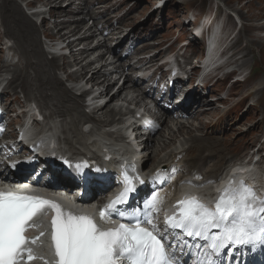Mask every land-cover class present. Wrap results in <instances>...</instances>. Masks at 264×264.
I'll return each mask as SVG.
<instances>
[{
    "label": "snow or ice",
    "instance_id": "1",
    "mask_svg": "<svg viewBox=\"0 0 264 264\" xmlns=\"http://www.w3.org/2000/svg\"><path fill=\"white\" fill-rule=\"evenodd\" d=\"M75 168L79 173L82 165L76 164ZM162 174L158 172L153 182ZM122 177L123 190L100 209L99 218L104 223L113 217L126 222L108 228L101 227L94 217L73 213L55 201L0 189V264L44 260L32 247L40 237H28L26 232L35 228L49 211L54 213L50 221L54 264H175L174 254L168 252L171 244L165 242L167 233L160 235L154 223V214L160 211L162 203L159 193L152 192L143 201L142 209H128L136 181H144L131 177L127 170ZM233 183L230 180L221 191L214 208L192 196L178 201V212L164 221L167 230L205 242L209 251L195 264H222L218 258L225 248L233 246L264 247V199L243 181L235 187ZM43 235L41 232L40 236ZM44 264L49 262L44 260Z\"/></svg>",
    "mask_w": 264,
    "mask_h": 264
},
{
    "label": "rangeland",
    "instance_id": "2",
    "mask_svg": "<svg viewBox=\"0 0 264 264\" xmlns=\"http://www.w3.org/2000/svg\"><path fill=\"white\" fill-rule=\"evenodd\" d=\"M20 1L22 0H0V48L3 38L13 41V49L17 53L19 66L12 70L15 76L11 89L6 93L5 102L7 111L13 112L15 107H18V99L15 98L16 102H12L11 98L12 94H15L16 90L20 88L28 98H40L41 106L44 102L49 101L51 103V108L52 106L60 108L61 106L57 103V97L51 96V93L46 91L45 83L49 78L48 81H50L51 87V77L57 78L55 69H63V67L67 69L69 65L68 61L59 59L50 62L43 56L40 39L43 33L49 35V33L52 32L48 24L34 26L27 20L20 7ZM27 1L31 0H26V2ZM155 1L156 0H136L135 6L143 8L138 12L133 11L134 13L127 16L125 20H123V18L127 9L131 6L134 8L135 2L133 1L130 4H125L122 7L116 6L114 12L109 15V24L113 25L114 19L120 18L119 25L122 26L123 33H129L135 28L131 36H136L140 39L139 45L136 48L151 50L153 52L154 49L156 50L158 48V43L168 45L171 42L177 43L176 40L190 42L192 39V35L189 31L191 26L189 22L191 15L196 16V18L200 17L199 20L196 19V24L202 19L207 23L212 18L221 19L223 25L222 32L227 31L229 36L232 37L229 43L232 44L233 50L237 52L236 56L239 58L237 65L242 70L249 71V77H253L246 80L244 83L233 85L232 88L230 85L231 83L224 86L223 83L217 82L214 88L211 89L212 91L210 90L211 93L207 94V98L209 95L215 94V98L219 97L222 99L228 92L230 94V99L226 103L222 102L224 107L223 105H218L217 107L213 106L212 109L209 110L213 112L207 114V118L205 117V119H202L201 122L208 123L209 128L214 129L209 132L208 145L206 147H200L199 151H196L194 154H205L210 145L217 144L225 151V162L239 163L243 160L247 161L251 154H255V152L257 154L258 152L259 154L253 159V163H260L264 159V89L261 87L262 83H264V33L259 32L262 30L264 31V0H182V4L174 2L169 3L163 11L153 13L152 17L149 18L150 6L153 5ZM104 2H106V6H108L113 2L121 4L123 0H101V3ZM108 2L110 3L108 4ZM191 6L192 9L188 10V7ZM44 10L47 11V8L44 7ZM44 17L46 18L45 15ZM237 19L240 21V27ZM45 21L46 20H44V22ZM144 37L146 41L142 42ZM27 42L28 50L24 51ZM191 46L197 51L199 43ZM189 54L190 52L187 51L186 55L188 56ZM251 62H253L252 65H250ZM4 63L5 59L0 50V67ZM251 68H257L260 71L258 74L253 75L251 74ZM28 70L31 71L28 72ZM6 71L9 70L0 69V79H4ZM40 74H42L41 76L44 82L38 80V75ZM87 77H89V74L84 75L82 78H74L72 79V84L69 86L61 84V87L75 101L72 107L73 110H75L73 127L70 125L68 126L77 130L79 129L78 131H81V128L85 127L88 123L85 121L82 116L83 112L80 110L84 108V102L82 101L84 94L78 97L74 96V90L81 89L82 85H79V82L87 79ZM221 85L223 86L221 91H213L215 87L220 88ZM86 92H89V90H86ZM108 92L109 91H107V93ZM218 94L221 95L217 96ZM202 95L205 96L206 93L203 92ZM243 97L246 100L241 108L237 106L234 109L235 113L227 111L234 103ZM222 114H226L229 119L226 122L225 133L220 132L218 135L215 131H217L216 127H219V123L216 121ZM81 118L84 120L82 121ZM86 118H88L87 115ZM221 121L222 119H220V122ZM178 122L179 121H173V123H169L168 126L175 134H177L176 127L179 124ZM214 122H216L215 127L213 125ZM13 123H21V120L19 117L14 119L12 114L10 125ZM201 124L203 125L204 123ZM192 129L186 133V137L188 134L193 133L204 135L201 129L196 132H192ZM181 140L182 137L175 140L174 148L178 147ZM155 143V149L157 151L162 149L163 144L168 147L166 148V152L161 154L169 152L167 150L171 144L168 136L156 139ZM251 145L255 148H250L249 146ZM260 146L261 149L255 151V149ZM208 154H213V152ZM212 163L213 162H210V164ZM249 163H251V159Z\"/></svg>",
    "mask_w": 264,
    "mask_h": 264
},
{
    "label": "bare ground",
    "instance_id": "3",
    "mask_svg": "<svg viewBox=\"0 0 264 264\" xmlns=\"http://www.w3.org/2000/svg\"><path fill=\"white\" fill-rule=\"evenodd\" d=\"M53 1H56L57 3H61L62 2V0H53ZM86 4L90 8L93 5L91 0H87ZM136 7L137 6H135L130 11L132 13H134L133 11L138 12V11H140L143 8V7H141V8H139V7L136 8ZM89 13L93 14L92 11H90ZM130 15H132V14L130 13V14L126 15L125 19L127 18V16H130ZM97 26H98V24L94 25V27H97ZM111 28L112 29L109 32L108 37L106 39H104V41H103V46H104V48H108V46H109V44L111 42H115L116 47H115V50L113 52V54H115L114 59H116V62L119 64L117 69L120 71L119 74H121V77H124V81H125V84L122 87H120L117 91L114 92L115 95L112 97V99L116 98L118 95L122 94L123 92L126 95V92L127 91H131V89L134 90V92L133 91L132 92L135 94V95H133V96H135L134 103H135V101L137 100L138 97H144L145 96V99H148L147 89L152 90V84L149 83L151 78H149L145 84H143V83H141L139 81H136L135 83H133L130 80V76L128 74L124 75L127 70H125L123 63H124L125 60H127V58L120 59L118 57V55H117L119 47L123 43V41L120 38V33L122 31V28L121 27H114V26H111ZM90 31H91L90 28L85 31V33H89L88 36H87V40H91L92 39V35H91ZM134 31H135V29L132 32H134ZM132 32H130L129 34H131ZM27 45H28V42L26 44V47H25L24 51L28 50V46ZM85 55L86 54L83 55L82 53H79L76 56V58L73 55H72V57H70V61H69V65H70L69 69H70V71L76 69V67H79L80 72L76 70L74 73L67 74L65 76L66 77V81H72V79H74V78L75 79L82 78L88 71H90L93 76L94 75L95 76L98 75L97 76L98 80L99 79H103L102 82H99L98 89H99L100 86H102L104 83H106L108 81V79H112V83H111L110 87L108 85L106 86V88L104 89V93L109 91V88H113L116 85L117 80L119 79V74L117 73L115 68H112L107 73H105V70H104L103 72L105 74L103 75L102 70H103V68L104 69L106 68V62H105V60H103L104 56L103 55L98 56L97 61L98 62L102 61V62H100V66H99V63H97V66H95L96 64L94 65L93 62H85L86 58L82 59V57H84ZM42 61H43V59H42ZM84 62H85V64H84ZM93 65L95 66V68L91 70V67ZM217 65H218V63H212L210 65V67L213 68V67H215ZM130 67L131 66H129V68ZM29 71H31V70H28V72ZM62 71L65 72L66 71V67H63ZM41 75L42 74L38 75V80L43 81ZM56 77H58V76H56ZM48 79H47V81L45 80L46 81L45 89H46V91L51 93V96H56L57 97V103L61 107L57 108V107L52 106V108H53L52 109L51 108V103L49 101L48 102H44L42 106L45 109V111L47 113V117H48V119L50 121H48L46 119V117H44L43 121L41 122V124L38 125L37 127H38L39 130H44L46 127H48V125L50 123H52V122L56 123L57 119H61V120L65 121L66 124L63 123L61 120L60 121L62 122V124H57L58 128L62 129L61 134L64 135V138H63L64 144H65V146L68 147L69 150H72V151L76 150L75 148H70V146L74 145V144H79V143L82 144V142L86 141V140H81V141H79V140L82 139V138H85V134H83V133H86L88 131L89 127L85 128V132H83L82 130L78 131L79 129L77 130V129H74V128H70L68 126V125H70V126L73 127V119L75 117V114H74L75 110H73L72 107H73L75 101L61 87L60 82L56 78L51 77V81H52V86L51 87H50V83H49L50 81H48ZM36 84H38V83H36ZM76 90H79V89H76ZM76 90H74V92ZM161 91H162V93L160 95H156L155 97H153V101H155L157 104H161L164 101L170 102V93H169V91H165V89H162ZM135 92H137V93H135ZM41 93H43V92H41ZM85 94L86 95H90V96L93 95L92 93H89V92H85ZM102 98L103 97L101 96V94H99L98 97L96 98V100H100ZM113 102H115V101H111L110 98H109V103H108V105L105 108L95 111V115H96L97 119H95V120L90 122V128L91 129L92 128L97 129V128L100 127L98 133L104 134V136H106L109 141H111L113 139L114 134L108 135L107 132L104 131V129L106 127H109L110 125L103 126V124H111L110 128L114 127V125L110 121H107L106 116L111 115V118L113 120V118L120 112V109H119L117 112L112 113L111 110L115 108L114 106H112L111 110H108L110 108V105ZM178 102L181 103L182 100H178ZM39 103H41V101H39ZM216 103L221 104L220 102L215 100V104ZM75 105H76V103H75ZM207 107H209V105H205L204 107L198 106V108L196 110L192 111V112H189V111L188 112H184V114L180 117V119L183 122H180L178 124V127H177L178 134L173 133L171 131V129L168 128V122L166 123L165 120H164L163 125H165V130H164V128L162 129V131L164 130L163 133H160V132L154 133L152 131L149 132L150 134L153 133L154 137H151V139L149 137L150 146L146 147L147 152L149 153V151H150L151 154L153 153V155L157 156L162 151H165L166 148H168V147H166L164 144H163V147L161 149L162 151L161 150L160 151H157V150L156 151H151V148H156V143H155L156 139L163 138L164 136H168L171 146L169 147V149L167 151H169L168 153H169L170 157H182L183 153H188L189 154L187 161L184 159L183 163L179 166L181 173L191 172L195 176H200L201 177V175H202L203 178H205L207 180L212 179V178L216 179L217 177H215V174L222 167V165L224 167H232L233 166L230 162H225L226 156H225L224 149L219 147V145H217V144H213V145H210L208 147V149H207L205 154H203V153L194 154L196 151H199L200 147H206L208 145V143H209V132L214 129V128H209V125L206 124V122H200L201 118L205 119L207 114H209L210 112H213V111L206 110ZM223 107H224V105H223ZM84 109H85V107L83 109H80V110H81V112H83L82 116L84 117L85 121L87 122V118H86V114L84 112ZM105 109H107V110H105ZM203 110H206V111H203ZM67 112H68V114H67ZM164 112L167 115H170V116L172 115V113L167 108H164ZM99 116H105V117H100L101 118L100 119ZM84 119L81 118L82 121ZM220 119H222L221 122H220ZM228 119L229 118H227L226 114H222L218 118V120L216 122L219 123V127H216V130H217V131H215L216 134L219 135L220 132L225 133L226 122H227ZM171 121H176V119H172ZM124 122L128 124L130 122V119L125 116ZM216 122L213 123L214 127H215V123ZM23 123L24 124L21 125L20 127H22L24 131H26L30 127H33V126L37 125V123L32 122L30 120V118H28V117L25 118ZM117 123H121V122H119V119L117 120ZM201 123H204V124L202 125ZM159 124H161V121H159ZM149 127H150V125H149ZM192 128H194V129H192ZM48 129L50 130L51 127H49ZM191 129H192V132H196V131L201 129L204 132V136H202V137H194L193 134H188L186 140L182 144H180L179 147H181L183 149H186V148L190 147V149L187 150V151H183L182 150L180 152H177L176 149L174 148L175 140L177 138L181 137L182 134L186 135V133L189 132V130H191ZM143 131L144 132H148L147 129L143 130ZM90 132L91 131H89L88 134H90ZM86 143H88V141H86ZM230 143H231V141H230ZM85 147H86V145H85ZM260 149H261V146L259 148H257L256 151H259ZM212 152H213V154H208V153H212ZM166 158L167 157H163L162 160H165ZM243 161H244L245 164L249 163V162H246L245 160H243ZM210 162H213L212 166H210ZM215 162H217V163H215ZM218 164H219V166L217 167ZM262 164H263V167H264V159L262 160ZM259 170H260V166H258L257 169H256V173L257 174H255L253 176V181H257L260 184H262L263 177H264V169L261 172H259ZM252 174H254V171H252ZM186 182L187 181H184L183 183H186ZM23 183H26V181H15L14 184H16L18 186V184L21 185Z\"/></svg>",
    "mask_w": 264,
    "mask_h": 264
},
{
    "label": "trees",
    "instance_id": "4",
    "mask_svg": "<svg viewBox=\"0 0 264 264\" xmlns=\"http://www.w3.org/2000/svg\"><path fill=\"white\" fill-rule=\"evenodd\" d=\"M257 69V68H256ZM258 71H260L259 69H257Z\"/></svg>",
    "mask_w": 264,
    "mask_h": 264
}]
</instances>
